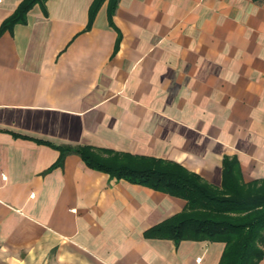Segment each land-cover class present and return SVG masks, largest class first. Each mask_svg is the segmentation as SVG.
<instances>
[{
	"label": "crops",
	"instance_id": "crops-1",
	"mask_svg": "<svg viewBox=\"0 0 264 264\" xmlns=\"http://www.w3.org/2000/svg\"><path fill=\"white\" fill-rule=\"evenodd\" d=\"M94 1L37 3L0 37V264H220L223 242L146 236L186 200L37 140L264 182V0H119L111 20L106 0L87 30Z\"/></svg>",
	"mask_w": 264,
	"mask_h": 264
},
{
	"label": "trees",
	"instance_id": "trees-1",
	"mask_svg": "<svg viewBox=\"0 0 264 264\" xmlns=\"http://www.w3.org/2000/svg\"><path fill=\"white\" fill-rule=\"evenodd\" d=\"M106 0H95L87 30ZM45 0H24L0 28V37L15 24L24 22L28 11ZM119 0H109L112 19ZM60 165L69 152L78 153L86 165L115 180H126L186 200L185 210L146 233L149 238L225 243L220 264H260L264 259V182L243 183L235 159L223 162L222 187H215L182 166L155 158H137L125 153L92 147L55 146Z\"/></svg>",
	"mask_w": 264,
	"mask_h": 264
}]
</instances>
